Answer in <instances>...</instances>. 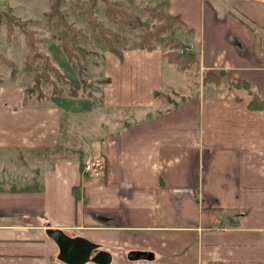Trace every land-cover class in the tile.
<instances>
[{
  "label": "crops",
  "instance_id": "1",
  "mask_svg": "<svg viewBox=\"0 0 264 264\" xmlns=\"http://www.w3.org/2000/svg\"><path fill=\"white\" fill-rule=\"evenodd\" d=\"M166 1L194 67L122 47L103 91L0 88V264H66L47 228L110 264H264V0Z\"/></svg>",
  "mask_w": 264,
  "mask_h": 264
},
{
  "label": "trees",
  "instance_id": "2",
  "mask_svg": "<svg viewBox=\"0 0 264 264\" xmlns=\"http://www.w3.org/2000/svg\"><path fill=\"white\" fill-rule=\"evenodd\" d=\"M99 0H88L82 10V14L88 17L89 25L92 30L98 33V40L103 47L117 55L123 57V50L119 48V40L121 35L107 28L105 22L97 16V6ZM105 3V15L107 19L121 27L129 26L132 29H139V48L152 52L156 49L157 44L166 50L165 59L174 64L179 71H185L197 65L195 55L182 47L175 39L169 37L170 32L175 26L180 25V21L166 12L168 2L165 0L161 4L148 6L145 10L150 20L156 23L149 24L144 22L134 13L124 10L121 4L111 0H101ZM157 1V0H154ZM65 4V0H52L50 10L47 13V20L56 30L65 29L60 36L62 48L70 62H76L79 69V78L81 84L86 90L87 82L83 79L85 67L82 65V57L88 54V51L78 45L79 39L84 37L82 29L77 28L74 24L67 21L61 7ZM5 19V21H4ZM5 27L7 40L15 41L16 28L24 35L28 47L25 70L31 74L33 85L29 89L31 93H37L42 96V86L49 83L52 86V95L54 96H71L78 95V91L74 88L67 74L62 72L55 64L52 57L40 50L38 43L40 40L36 36V32L29 27V21L21 17L10 15L7 11L0 10V34L2 28ZM168 34V35H167ZM6 65L11 68V76L16 77L18 69L15 62L8 59L0 52V67ZM39 66V69L37 67ZM2 79L0 77V84ZM240 86V85H239ZM243 86V85H242ZM141 255L143 259L151 256V253L133 252L132 256Z\"/></svg>",
  "mask_w": 264,
  "mask_h": 264
},
{
  "label": "rangeland",
  "instance_id": "3",
  "mask_svg": "<svg viewBox=\"0 0 264 264\" xmlns=\"http://www.w3.org/2000/svg\"><path fill=\"white\" fill-rule=\"evenodd\" d=\"M52 0H6L4 4L11 6L12 15L21 17L25 20H32L29 23L30 29L36 32L37 38L40 40L38 43L40 50L46 54L51 55L54 64L60 70L67 74L72 83L77 85L79 81V69L77 63L70 62L62 48L60 36L65 32V29L56 30L51 23L47 20V13L50 10V4ZM118 2L121 7L134 13L140 17L142 21L148 22L149 24L156 23L154 20H150L146 8L148 6H154L163 3L165 0H111ZM88 0H65V4L61 7V10L66 16L68 22L74 24L77 28H80L84 32V37L79 39L78 45L89 53L82 57V65L85 67L83 72V79L89 80L90 85L86 86V93L91 87H95L94 91H103L105 87V58L107 50L103 47V44L98 40V33L93 31L88 22V17L82 14V10L87 4ZM6 6V7H7ZM0 9L1 11H4ZM7 10V9H6ZM9 14V13H8ZM97 16L100 20L105 22L107 28L112 29L121 35L119 40V48H139V29H132L129 26L121 27L117 24L110 22L105 15V3L101 0L98 1ZM5 21V19H4ZM168 35V34H167ZM15 41L9 42L7 40L6 29L2 28L0 34V52L8 59L15 62L18 69V75L14 78L11 76V68L6 65L0 67V77L2 78L3 84H0V88L3 87L5 91L10 84H18L19 88L29 86L30 74L25 70V60L28 51V47L25 41L24 35L16 28ZM170 37V35H169ZM160 46V44H157ZM39 69V66L37 67ZM195 77L193 81H195ZM33 85V84H32ZM88 85V81H87ZM196 85V82H194ZM32 86H30L31 88ZM29 88V89H30ZM28 88H24L23 92L18 91L20 94L30 98L37 97V93H31ZM42 94L46 97L52 95V86L49 83H45L42 86ZM53 96V95H52ZM58 98V97H57ZM40 100V99H39ZM42 99L40 101H43ZM59 100V99H58ZM56 100V101H58ZM34 101V100H33ZM60 101V100H59ZM28 103V102H27ZM16 109V108H14ZM8 170V167L6 168Z\"/></svg>",
  "mask_w": 264,
  "mask_h": 264
},
{
  "label": "water",
  "instance_id": "4",
  "mask_svg": "<svg viewBox=\"0 0 264 264\" xmlns=\"http://www.w3.org/2000/svg\"><path fill=\"white\" fill-rule=\"evenodd\" d=\"M46 233L58 246V259L66 264H110L112 255L83 237H73L60 228H47Z\"/></svg>",
  "mask_w": 264,
  "mask_h": 264
},
{
  "label": "built area",
  "instance_id": "5",
  "mask_svg": "<svg viewBox=\"0 0 264 264\" xmlns=\"http://www.w3.org/2000/svg\"><path fill=\"white\" fill-rule=\"evenodd\" d=\"M106 169L105 161L103 158H97L93 161L87 162L84 165V172L93 177H101L104 175Z\"/></svg>",
  "mask_w": 264,
  "mask_h": 264
}]
</instances>
